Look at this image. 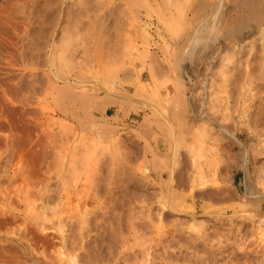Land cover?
I'll return each mask as SVG.
<instances>
[{
    "label": "rangeland",
    "instance_id": "374dc122",
    "mask_svg": "<svg viewBox=\"0 0 264 264\" xmlns=\"http://www.w3.org/2000/svg\"><path fill=\"white\" fill-rule=\"evenodd\" d=\"M89 1L0 0V264H264V1L210 38L231 0Z\"/></svg>",
    "mask_w": 264,
    "mask_h": 264
},
{
    "label": "bare ground",
    "instance_id": "6f19581e",
    "mask_svg": "<svg viewBox=\"0 0 264 264\" xmlns=\"http://www.w3.org/2000/svg\"><path fill=\"white\" fill-rule=\"evenodd\" d=\"M46 1V0H45ZM49 1V0H48ZM58 1V0H57ZM83 1V0H82ZM89 1V0H88ZM221 1V0H220ZM232 2L229 4L230 6V10H231V8L232 9H234V11H235V15H233V16H230V18H228V16H227V18H223L222 20H221V22H219L220 23V26H216L215 25V18H214V15H216V14H212V16H213V18H211V19H209V20H205V24L206 23H210V25H209V27L207 28V27H205V28H207L206 30H207V32H208V37L210 38V35L211 36H213L214 34H216V33H222L223 35H239V34H241L244 30H246V29H248V28H251L253 25H257V24H259V21H261L262 19H261V16H260V14H261V1L260 0H231ZM262 1H264V0H262ZM30 2V1H29ZM33 2H36V1H33ZM89 2H91L92 3V1H89ZM113 2V1H112ZM208 2V1H207ZM230 2V1H229ZM48 3V2H47ZM209 3V2H208ZM219 3V2H218ZM35 4V3H34ZM37 4V3H36ZM45 4V3H44ZM43 4V6H45ZM119 4V3H118ZM117 4V5H118ZM94 5V4H93ZM96 5V4H95ZM205 5H208V4H204V6ZM219 5V4H218ZM42 6V5H41ZM80 6V5H79ZM123 6V5H122ZM121 5H120V7H122ZM201 6V5H200ZM203 6V7H204ZM228 6V5H227ZM226 6V7H227ZM130 7H132V6H130ZM205 7H207V6H205ZM210 7V6H209ZM219 7V6H218ZM226 7H224V8H226ZM228 7V8H229ZM40 8H42V7H40ZM46 8V7H45ZM48 8V7H47ZM56 8V7H55ZM217 8V7H216ZM58 9V8H57ZM64 9V8H63ZM87 9H89V8H87ZM94 9V8H93ZM99 9H101V8H99ZM202 9V8H201ZM200 9V10H201ZM47 10V9H46ZM118 10V9H117ZM126 10V9H125ZM205 10V9H204ZM226 10V9H225ZM14 11V10H13ZM38 11V10H37ZM124 11V10H123ZM128 11H130V9H128ZM132 11H134V10H132ZM193 11V10H192ZM202 11V10H201ZM215 11H217V10H215ZM17 12V11H16ZM43 12V11H42ZM94 12H96V11H94ZM103 12V11H102ZM119 12V11H118ZM125 12V11H124ZM182 12V11H181ZM15 13V12H14ZM13 13V14H14ZM54 13V12H53ZM56 13V12H55ZM54 13V14H55ZM80 13V12H79ZM93 13V12H92ZM214 13V12H213ZM21 14V13H20ZM78 14V13H77ZM123 14V13H122ZM132 14V13H131ZM222 14V13H221ZM36 15V14H35ZM60 15V14H59ZM68 15V14H67ZM103 15V14H102ZM118 15V14H117ZM227 15H228V13H227ZM17 16V15H16ZM39 16V15H38ZM45 16H47V15H45ZM65 16V15H64ZM75 16V15H74ZM100 16V15H99ZM120 16H121V14H120ZM124 16V15H123ZM137 16V15H136ZM36 17V16H35ZM43 17V16H42ZM82 17V16H81ZM84 17V16H83ZM85 17H86V15H85ZM102 17V16H101ZM55 18V17H54ZM68 18V17H67ZM80 18V17H79ZM100 18V17H99ZM197 18V17H196ZM221 18H222V16H221ZM71 19H72V17H71ZM80 19H82V18H80ZM86 19V18H85ZM97 19V18H96ZM199 19V18H198ZM215 19V20H214ZM220 19V18H219ZM21 20V19H20ZM38 20V19H37ZM64 20V19H63ZM93 20V19H92ZM102 20H104L103 18H102ZM106 20V19H105ZM120 20H122V19H120ZM27 21V20H26ZM48 21V20H47ZM52 21V20H51ZM197 21V20H196ZM44 22V21H43ZM85 23H86V21H84ZM96 22V21H95ZM98 22V21H97ZM96 22V23H97ZM34 23V22H33ZM88 23V22H87ZM100 23V22H99ZM108 23V22H107ZM117 23V22H116ZM121 23H124V22H121ZM201 23V22H200ZM261 23H262V21H261ZM28 24V23H27ZM36 24V23H35ZM54 24H55V22H54ZM105 24H106V21H105ZM91 25H93V24H91ZM126 25V24H125ZM27 26V25H26ZM73 26H74V24H73ZM73 26H70V27H73ZM89 26V25H88ZM104 26V25H103ZM115 26V25H114ZM53 27V26H52ZM97 27V26H96ZM111 27V26H110ZM131 27V26H130ZM66 28V27H65ZM76 28V27H75ZM84 28V27H83ZM88 28H91V26L90 27H88ZM108 28V27H107ZM115 28V27H114ZM118 28V27H117ZM178 28V27H177ZM201 28V27H200ZM200 28H198V29H196V32L194 33V35H193V37H192V41L191 42H188V44H187V46L186 47H184V49L183 50H185L186 52L185 53H187L188 55H195V53H197L198 51H199V45H202L201 43H200V40H201V38H200V34H199V32H200ZM24 29V28H23ZM33 29V28H32ZM36 29V28H35ZM72 29V28H71ZM70 29V30H71ZM86 29V28H85ZM98 29V28H97ZM113 29V28H112ZM174 29V28H173ZM61 30V29H60ZM69 30V31H70ZM76 30V29H75ZM89 30V29H88ZM103 30V29H102ZM113 30H115V29H113ZM121 30H123L122 28H121ZM251 30V29H250ZM83 31V30H82ZM116 31H119V30H116ZM144 31V30H143ZM252 31V30H251ZM262 31V30H261ZM27 32V31H26ZM90 32H91V30H90ZM98 32V31H97ZM107 32V31H106ZM202 32V31H201ZM206 32V33H207ZM88 33V32H87ZM110 33V32H109ZM116 33V32H115ZM173 33V32H172ZM31 34V33H30ZM61 34V33H60ZM90 34V33H89ZM210 34V35H209ZM213 34V35H212ZM251 34V33H250ZM33 35V34H32ZM110 35V34H109ZM117 35V34H116ZM262 35H264V33H262ZM97 36V35H96ZM173 36V35H172ZM207 36V35H206ZM80 37V36H79ZM113 37H114V34H113ZM118 37V36H117ZM178 37V36H177ZM214 37V36H213ZM31 38V37H30ZM32 38H33V36H32ZM116 38V37H115ZM202 38H203V36H202ZM205 38V37H204ZM56 39V38H55ZM81 39V38H80ZM123 39V38H122ZM125 39V38H124ZM218 39V38H217ZM54 40V39H53ZM59 40V39H58ZM85 40V39H84ZM88 40V39H87ZM100 40V39H99ZM117 40V39H116ZM178 40V39H177ZM256 40V39H255ZM70 41V40H69ZM79 41V40H78ZM125 41H127V40H125ZM179 41V40H178ZM199 41V42H198ZM85 42V41H84ZM130 42H131V40H130ZM207 42V41H206ZM22 43V42H21ZM20 43V44H21ZM91 43V42H90ZM217 43V42H216ZM258 43V42H257ZM44 44H45V42H44ZM57 44V43H56ZM60 44V43H59ZM64 44V43H63ZM40 45H42V44H40ZM46 45V44H45ZM76 45V44H75ZM147 45V44H146ZM204 45H206V44H204ZM34 46V45H33ZM54 46H56V45H54ZM77 46V45H76ZM98 46V45H97ZM109 46V45H108ZM42 47H44V46H42ZM57 47V46H56ZM126 47V46H125ZM147 47V46H146ZM199 47V48H198ZM227 47V46H226ZM225 47V48H226ZM233 47V46H232ZM94 48V47H93ZM121 48V47H120ZM202 48V47H201ZM225 48H224V50H225ZM256 48V47H255ZM14 49H15V47H14ZM38 49V48H37ZM60 49V48H59ZM96 49V48H95ZM203 49V48H202ZM261 49V48H260ZM88 50V49H87ZM167 50V49H166ZM100 51V50H99ZM105 51V50H104ZM200 51H201V49H200ZM21 52V51H20ZM64 52V51H63ZM95 52V51H94ZM103 52V51H102ZM107 52V51H106ZM113 52V51H112ZM22 53V52H21ZM76 53V52H75ZM108 53V52H107ZM114 53V52H113ZM32 54V53H31ZM100 54V53H99ZM103 54V53H102ZM101 54V55H102ZM228 53H226V55H227ZM48 55V54H47ZM55 55V54H54ZM64 55V54H63ZM105 55V54H104ZM113 55V54H112ZM138 55V54H137ZM142 55V54H141ZM183 55H184V52H183ZM239 55V54H238ZM256 55V54H255ZM53 56V55H52ZM88 56V55H87ZM110 56V55H109ZM135 56H136V54H135ZM228 56V55H227ZM260 56V55H259ZM18 57H20V56H18ZM39 57V56H38ZM69 56H67V58H68ZM100 57V56H99ZM104 57V56H103ZM190 57V56H189ZM252 57V56H251ZM21 58V57H20ZM58 58V57H57ZM61 58V57H60ZM144 58V57H143ZM30 59V58H29ZM38 59V58H37ZM55 59V58H54ZM65 59H66V57H65ZM75 59H77V58H75ZM73 60V59H72ZM77 60H79V59H77ZM156 60V59H155ZM255 60V59H254ZM54 61V60H53ZM66 61V60H65ZM157 61V60H156ZM201 61V60H200ZM260 61V60H259ZM36 62V61H35ZM60 62V61H59ZM80 62V61H79ZM103 62V61H102ZM67 63V62H66ZM31 64V63H30ZM41 64V63H40ZM105 64H106V62H105ZM202 64V63H201ZM62 65V64H61ZM107 65V64H106ZM204 65V64H203ZM253 65V64H252ZM33 66V65H32ZM45 67V66H44ZM71 67V66H70ZM77 67H78V65H77ZM84 68V67H83ZM160 68V67H159ZM162 68V67H161ZM164 68V67H163ZM240 68V67H239ZM152 69V68H151ZM199 69V68H198ZM72 70V69H71ZM95 70H96V68H95ZM94 70V71H95ZM108 70V69H107ZM120 70V69H119ZM127 70V69H126ZM152 70H154V69H152ZM151 70V71H152ZM68 71V70H67ZM77 71H79V70H77ZM101 71V70H100ZM123 71V70H122ZM217 71V70H216ZM74 72V71H73ZM80 72H82L81 70H80ZM86 72H87V70H86ZM112 72V71H111ZM124 72V71H123ZM160 72V71H159ZM242 72V71H241ZM249 72V71H248ZM25 73V72H24ZM68 73H69V71H68ZM96 73H97V71H96ZM124 73H126V72H124ZM129 73V72H128ZM153 73V72H152ZM217 73V72H216ZM224 73V72H223ZM226 73H227V71H226ZM255 73H256V71H255ZM33 74V73H32ZM44 74V73H43ZM70 74V73H69ZM84 74V73H83ZM91 74V73H90ZM219 74V73H218ZM253 74V73H252ZM257 74V73H256ZM73 75V74H72ZM224 75V74H223ZM241 75V74H240ZM251 75V74H250ZM31 76V75H30ZM74 76H75V72H74ZM73 76V77H74ZM98 76V75H97ZM101 76V75H100ZM217 76V75H216ZM82 77H83V75H82ZM81 77V78H82ZM86 77V76H85ZM84 77V78H85ZM107 77V76H106ZM125 77H127V76H125ZM124 77V78H125ZM212 77V76H211ZM242 77V76H241ZM32 77H30V79H31ZM62 78V77H61ZM87 78V77H86ZM105 78V77H104ZM107 78H109V77H107ZM118 78V77H117ZM163 78V77H162ZM193 78H195V77H193ZM238 78V77H237ZM246 78V77H245ZM43 79V78H42ZM121 79V78H120ZM223 79V78H222ZM226 79H228V78H225V80ZM249 79V78H248ZM261 79V78H260ZM28 80H29V78H28ZM35 80H36V78H35ZM40 80V79H39ZM45 80V79H44ZM44 80H42V81H44ZM105 80V79H104ZM124 80V79H123ZM157 80V79H156ZM31 81V80H30ZM103 81V80H102ZM108 81V80H107ZM158 81V80H157ZM214 81V80H213ZM224 81V80H223ZM239 81V80H238ZM32 82V81H31ZM37 82V81H36ZM211 82V81H210ZM219 82V81H218ZM222 82V81H221ZM244 82V81H243ZM21 83V82H20ZM25 83V82H24ZM46 83V82H45ZM66 83V82H65ZM105 83V82H104ZM157 83V82H156ZM161 83H163V82H161ZM207 83H208V81H207ZM229 83V82H228ZM28 84V83H27ZM32 84H33V82H32ZM54 84V83H53ZM64 84V83H63ZM114 84V83H113ZM239 84H240V81H239ZM60 85V84H59ZM146 85V84H145ZM176 85H178V84H176ZM234 85V84H233ZM27 86H29V84L27 85ZM140 86H142V85H140ZM140 86H137L138 88L140 87ZM205 86V85H204ZM52 87H54L53 85H52ZM66 87H67V83H66ZM105 87V86H104ZM109 87V86H108ZM136 87V88H137ZM149 87V86H148ZM152 87V86H151ZM174 87V86H173ZM217 87V86H216ZM225 87V86H224ZM39 88V87H38ZM61 88V87H60ZM97 88V87H96ZM111 88V87H110ZM113 88H116V87H113ZM119 88V87H118ZM175 88V87H174ZM221 88V87H220ZM243 88V87H242ZM53 89V88H52ZM63 89V88H62ZM73 89H75V88H73ZM79 89V88H78ZM95 89V88H94ZM108 89V88H107ZM182 90H183V87L181 88ZM186 89H187V87H186ZM36 90V89H35ZM47 90V89H46ZM51 90V89H50ZM116 90H119V89H116ZM174 90V89H173ZM216 90V89H215ZM244 90V89H243ZM30 91V90H29ZM37 91H39V90H37ZM72 91H74V90H72ZM72 91H71V93H72ZM97 91V90H96ZM142 91V90H141ZM154 91H155V89H154ZM157 91V90H156ZM167 91V90H166ZM174 91H176V90H174ZM41 92V91H40ZM51 92V91H50ZM70 92V91H69ZM77 92V91H76ZM138 92V91H137ZM144 92V91H143ZM179 92V91H178ZM178 92H177V95H178ZM196 92V91H195ZM222 92V91H221ZM255 92V91H254ZM20 93V92H19ZM47 93H48V91H47ZM56 93H57V91H56ZM66 93V92H65ZM79 93V92H78ZM141 93V92H140ZM148 93V92H147ZM151 93V92H150ZM218 93V92H217ZM36 94V93H35ZM40 94V93H39ZM46 94V93H45ZM82 94H84V93H82ZM92 94V93H91ZM132 94V93H131ZM165 94H167V92L165 93ZM173 94V93H172ZM18 95V94H17ZM64 95V93L62 94V96ZM69 95V94H68ZM79 95V94H78ZM104 95H105V93H104ZM150 95V94H149ZM155 95V94H154ZM179 95H181V93H179ZM218 95V94H217ZM23 96V95H22ZM27 96V95H26ZM82 96V95H81ZM92 96V95H91ZM106 96V95H105ZM104 96V98H103V101H105L106 102V97ZM183 96V95H182ZM221 96V95H220ZM242 96V95H241ZM31 97V96H30ZM68 97V96H67ZM85 97V96H84ZM87 97V96H86ZM114 97H116V96H114ZM123 97V96H122ZM157 97V96H156ZM172 97V96H171ZM51 99H53V97L51 96L50 97ZM58 98V97H57ZM63 98V97H62ZM110 98V101H111V99H113V97L112 96H108V98H107V100ZM120 98V97H119ZM173 98H174V96H173ZM180 98V97H179ZM178 98V99H179ZM70 99V98H69ZM68 99V100H69ZM105 99V100H104ZM117 99H118V97H117ZM175 99V98H174ZM173 99V100H174ZM181 99H183V98H181ZM26 100V99H25ZM72 100V99H71ZM116 100V99H115ZM115 100H113V101H115ZM125 99H123V100H121V102L122 103H125V101H124ZM167 100V99H166ZM171 100V99H170ZM173 100H172V102H173ZM176 100V99H175ZM235 100V99H234ZM52 101V100H51ZM61 101V100H60ZM94 101V100H93ZM113 101H111V102H109V103H112ZM118 101H120V100H118ZM181 101V100H180ZM59 102V101H58ZM68 102V101H67ZM66 102V103H67ZM90 102V101H89ZM92 102V101H91ZM96 102V101H95ZM171 102V103H172ZM238 102V101H237ZM26 103V102H25ZM52 103H53V101H52ZM71 103V102H70ZM122 103H120L121 105H122ZM155 103V102H154ZM181 103V102H180ZM218 103V102H217ZM28 104V103H27ZM60 104H62V103H60ZM59 103H58V105H60ZM79 104V103H78ZM89 104V103H88ZM94 104V103H93ZM129 104V103H128ZM177 104H178V102H177ZM233 104V103H232ZM238 104V103H237ZM246 104V103H245ZM55 105V104H54ZM90 105V104H89ZM125 105H126V103H125ZM144 105V104H143ZM181 105H183V104H181ZM46 106V105H45ZM44 106V107H45ZM72 106V105H71ZM88 106V105H87ZM145 106V105H144ZM150 106V105H149ZM242 106V105H241ZM55 107H56V105H55ZM58 107V106H57ZM60 107V106H59ZM121 107V106H120ZM179 107V106H178ZM177 107V108H178ZM209 107V106H208ZM233 107H234V105H233ZM42 108V107H41ZM71 108V107H70ZM140 108V107H139ZM176 108V109H177ZM240 108V107H239ZM60 109V108H59ZM80 109V108H79ZM87 109V108H86ZM170 109V108H169ZM179 109V108H178ZM181 109V108H180ZM179 109V110H180ZM219 109V108H218ZM224 109V108H223ZM237 109V108H236ZM235 109V110H236ZM46 110H48V109H46ZM62 110V109H61ZM70 110V109H69ZM82 110H83V108H82ZM126 110V109H125ZM124 110V108H123V111H125ZM175 110V109H174ZM173 110V111H174ZM209 110V109H208ZM214 110V109H213ZM248 110V109H247ZM246 110V111H247ZM156 111V110H155ZM162 111V110H161ZM165 111V110H164ZM177 111V110H176ZM181 111V110H180ZM215 111V110H214ZM219 111V110H218ZM221 111V110H220ZM70 112H71V110H70ZM75 112V111H74ZM172 112V111H171ZM212 112V111H211ZM217 112V111H216ZM222 112V111H221ZM243 112V111H242ZM190 113V112H189ZM116 114V113H115ZM139 114V113H138ZM174 114H176V113H174ZM180 114V113H179ZM183 114V113H182ZM244 114H245V111H244ZM250 114V113H249ZM78 115V114H77ZM170 115V114H169ZM177 115V114H176ZM175 116V115H174ZM174 116H172V117H174ZM213 116V115H212ZM242 116V115H241ZM259 116V115H258ZM45 117V116H44ZM53 117V116H52ZM74 117V116H73ZM97 117V116H96ZM116 117V116H115ZM170 117V116H169ZM183 117V116H182ZM216 117V116H215ZM223 117V116H222ZM243 117H245V116H243ZM242 117V118H243ZM75 118V117H74ZM79 118V117H78ZM100 118V117H99ZM118 118V117H117ZM175 118V117H174ZM193 118V117H192ZM199 118V117H198ZM96 119V118H95ZM145 119V118H144ZM39 120H41V119H39ZM43 120V119H42ZM54 120V119H53ZM77 120V119H76ZM97 120V119H96ZM172 120H174L173 118H172ZM178 120V119H177ZM189 121H190V119H188ZM193 120V119H192ZM196 120V119H195ZM243 120V119H242ZM117 121V120H116ZM223 121V120H222ZM247 121V120H246ZM54 122V121H53ZM62 122V121H61ZM96 122V121H95ZM165 122V121H164ZM174 122H175V120H174ZM207 122V121H206ZM219 122V121H218ZM50 123V122H49ZM65 123V122H64ZM139 123V122H138ZM185 123V122H184ZM194 123V122H193ZM196 123V122H195ZM221 123V122H220ZM243 123H245V122H243ZM248 123V122H247ZM43 124H44V122H43ZM48 124V123H47ZM51 124V123H50ZM56 124V123H55ZM105 124V123H104ZM103 124V125H104ZM178 124H180L181 125V123H177V127H178ZM202 124V123H201ZM218 124V123H217ZM46 125V124H45ZM67 125V124H66ZM94 125V124H93ZM141 125V124H140ZM139 125V126H140ZM168 125V124H167ZM179 125V126H180ZM183 125H185V124H182V127H184ZM192 125V124H191ZM208 125V124H207ZM247 125V124H246ZM254 125V124H253ZM52 126H54L53 124H52ZM174 126H176V125H174ZM202 126V125H201ZM249 126V125H248ZM62 127H64V126H62ZM69 127H70V125H69ZM83 127V126H82ZM101 127V125L98 127L99 128V130L102 132V127ZM105 127V126H104ZM106 127H108V125L106 126ZM103 128V130L105 129H108L109 127L111 128V127H113V125L111 126H109L108 128ZM117 128V126H114V129H116ZM203 127V126H202ZM246 127V126H245ZM42 128V127H41ZM48 128V127H47ZM58 128V127H57ZM65 128V127H64ZM166 128V127H165ZM176 128V127H175ZM181 128V127H180ZM179 128V129H180ZM185 128V127H184ZM187 128V127H186ZM189 128V127H188ZM193 128V127H192ZM200 128V127H199ZM246 128H249V127H246ZM245 128V129H246ZM254 128V127H253ZM50 129V128H49ZM67 129V128H66ZM82 129V128H81ZM96 129V128H95ZM111 129H113V128H111ZM114 129H113V131H114ZM142 129V128H141ZM202 128H200V130H201ZM206 129V128H205ZM243 129V128H242ZM47 130V129H46ZM182 130H184V129H181V130H178V131H182ZM187 130V129H186ZM186 130H184V131H186ZM194 130V129H193ZM207 130V129H206ZM51 131V130H50ZM53 131V130H52ZM55 131V130H54ZM60 131H62V130H60ZM66 131V130H65ZM96 131V130H95ZM107 131H110V129L109 130H106V134H108L107 133ZM116 131V130H115ZM136 131V130H135ZM165 132H166V134H170V129L167 127L166 128V130H164ZM190 131H191V129H190ZM205 131V130H204ZM208 131V130H207ZM70 132V131H69ZM82 132V131H81ZM98 132V131H97ZM104 132V131H103ZM111 132V131H110ZM196 132V131H195ZM199 132V131H198ZM219 132V131H218ZM256 132V131H255ZM58 133V132H57ZM66 133V132H65ZM96 133V132H95ZM105 133V132H104ZM137 133H138V131H137ZM177 133V132H176ZM175 133V134H176ZM179 134L178 135H176L175 137H177L178 138V136H180L181 134H180V132H178ZM186 133V132H185ZM184 133V134H185ZM192 133V132H191ZM207 133V132H206ZM56 134V133H55ZM62 134H64V133H62ZM61 134V135H62ZM74 134V133H73ZM80 134V133H79ZM102 134V133H101ZM138 134H140V133H138ZM184 134H182L181 135V137H183V135ZM196 134V133H195ZM210 134V133H209ZM216 133H214V135H215ZM58 135V134H57ZM109 135V134H108ZM111 135V134H110ZM121 135V134H120ZM191 135H193V134H191ZM200 135H202V136H204L203 134H200ZM212 135V134H211ZM220 135V134H219ZM59 136V135H58ZM75 136V135H74ZM92 136V135H91ZM90 136V137H91ZM142 136V135H141ZM140 136V137H141ZM164 136V135H163ZM189 136V135H188ZM199 136V135H198ZM198 136H197V138H198ZM81 137V136H80ZM118 137V136H117ZM120 137V136H119ZM166 137V136H165ZM193 137V136H192ZM205 137V136H204ZM218 138H219V136H217ZM65 138H67V137H65ZM142 138V137H141ZM194 138H196L195 136H194ZM217 138V139H218ZM179 139V138H178ZM182 139V138H181ZM201 139V138H200ZM216 139V140H217ZM45 140V139H44ZM87 140V139H86ZM221 140V139H220ZM55 141V140H54ZM67 141V140H66ZM81 141V140H80ZM99 141V140H98ZM175 141V140H174ZM173 141V142H174ZM180 141V140H179ZM183 140H181V142H182ZM188 141V140H187ZM201 141V140H200ZM181 142H176L177 143V145H179V143L181 144ZM193 142H195V141H193ZM198 142V141H197ZM47 143H48V141H47ZM55 143V142H54ZM94 143V142H93ZM104 143V142H103ZM199 143V142H198ZM205 143V142H204ZM29 144V143H28ZM102 144V143H101ZM112 144V143H111ZM125 144V143H124ZM48 145V144H47ZM53 145V144H52ZM74 145V144H73ZM83 145V144H82ZM116 145H118V144H116ZM123 145V144H122ZM197 145V144H196ZM202 145V144H201ZM89 146V145H88ZM125 146V145H124ZM148 146V145H147ZM189 146V145H188ZM76 147V146H75ZM85 147V146H84ZM91 147V146H90ZM190 147V146H189ZM220 147V146H219ZM250 147V146H249ZM116 148V147H115ZM173 148H174V146H173ZM185 148H186V146H185ZM192 148H194V147H192ZM203 148V147H202ZM216 148V147H215ZM214 148V149H215ZM75 149V148H74ZM73 149V150H74ZM86 149V148H85ZM148 149V148H147ZM146 149V150H147ZM207 149V148H206ZM205 149V150H206ZM211 149V148H210ZM213 149V150H214ZM78 150H79V148H78ZM124 150V149H123ZM261 150V149H260ZM83 151V150H82ZM88 151H89V149H88ZM93 151V150H92ZM91 151V152H92ZM196 151V150H195ZM199 151V150H198ZM247 151V150H246ZM206 152V151H205ZM245 152V151H244ZM105 153V152H104ZM194 153V152H193ZM210 153V152H209ZM255 153H256V150H255ZM258 153H260V152H258ZM77 154H78V152H77ZM81 154H82V152H81ZM102 154V153H101ZM197 154H199V153H197ZM213 154V153H212ZM72 155V154H71ZM86 155H87V153H86ZM95 155H96V153H95ZM173 155V154H172ZM196 155V154H195ZM219 155V154H218ZM75 156V155H74ZM80 156V155H79ZM94 156V154L91 156V157H93ZM237 156V155H236ZM72 157V156H71ZM78 157V156H77ZM77 157H76V159H77ZM84 157V156H83ZM96 157H97V155H96ZM214 157V156H213ZM219 157V156H218ZM87 158H89L88 156H87ZM86 158V159H87ZM103 158V157H102ZM101 158V159H102ZM141 158V157H140ZM139 158V159H140ZM162 158V157H161ZM210 158V157H209ZM81 159V158H80ZM85 159V158H84ZM111 159V158H110ZM219 159V158H218ZM217 159V160H218ZM71 160V159H70ZM78 160V159H77ZM88 160V159H87ZM90 160V159H89ZM94 160V159H93ZM112 160V159H111ZM141 160H143L142 158H141ZM163 160H164V157H163ZM208 160V159H207ZM138 161H140V160H138ZM146 161V160H145ZM160 161V160H159ZM165 161V160H164ZM206 161V160H205ZM212 161H214V160H212ZM71 162V161H70ZM73 162V161H72ZM83 162V161H82ZM82 162H80V164L82 163ZM101 162V161H100ZM106 162V161H105ZM223 162V161H222ZM262 162H264V161H262ZM68 163V162H67ZM75 163V162H74ZM102 163H103V161H102ZM111 163V162H110ZM167 163V162H166ZM201 163H203V162H201ZM219 163H221L220 161H219ZM100 164V163H99ZM67 165V164H66ZM72 165H73V163H72ZM79 165V164H78ZM83 165V164H82ZM81 165V166H82ZM187 165V164H186ZM56 166V165H55ZM77 166V165H76ZM80 166V165H79ZM105 166V165H104ZM107 166V165H106ZM109 166H110V164H109ZM108 166V167H109ZM116 166H118V165H116ZM208 166V165H207ZM215 166V165H214ZM111 167V166H110ZM144 168V167H143ZM159 168V167H158ZM198 168H200V167H198ZM227 168V167H226ZM67 169V168H66ZM71 169V168H70ZM102 169V168H101ZM116 169H117V167H116ZM177 169V168H176ZM187 169V168H186ZM206 169V168H205ZM208 169H210V168H208ZM255 169V168H254ZM262 169H264V168H262ZM95 170V169H94ZM138 170V169H137ZM143 170V169H142ZM154 170V169H153ZM157 171V170H156ZM182 171V170H181ZM178 172H179V170H178ZM177 172V173H178ZM183 172V171H182ZM181 172V173H182ZM187 172V171H186ZM200 172H201V170H200ZM209 171H207V173H208ZM145 173V172H144ZM175 173V172H174ZM173 173V174H174ZM180 173V174H181ZM204 173H206V172H204ZM160 174V173H159ZM179 174V173H178ZM178 174H177V177H178ZM179 174V175H180ZM189 174V173H188ZM209 174V173H208ZM250 174V173H249ZM107 176V175H106ZM182 176V175H181ZM181 176H179L180 177V179H182L181 178ZM183 176H184V174H183ZM186 176V175H185ZM184 176V177H185ZM189 176V175H188ZM188 176H187V178H188ZM203 176V175H202ZM218 176V175H217ZM140 177V176H139ZM178 177V178H179ZM183 177V178H184ZM210 177V176H209ZM215 177V176H214ZM141 178V177H140ZM202 178H204V177H202ZM201 178V179H202ZM218 178V177H217ZM261 178H262V176H261ZM179 179V180H180ZM210 179V178H209ZM215 179V178H214ZM121 180V179H120ZM262 180V179H261ZM139 181V180H138ZM184 181V180H183ZM189 181H191V180H189ZM201 182L203 181V180H200ZM205 181V180H204ZM203 181V184L205 183ZM212 181V180H211ZM65 182V181H64ZM121 182H122V180H121ZM182 182V181H181ZM213 182V181H212ZM217 182V181H216ZM262 182H264V181H262ZM165 183V182H164ZM178 183V182H177ZM259 183V182H258ZM179 184V183H178ZM200 184V183H199ZM54 185V184H53ZM62 185V184H61ZM69 185V184H68ZM127 185V184H126ZM146 185H147V183H146ZM205 185H207V184H205ZM210 185H212V184H210ZM215 185V184H214ZM218 185V184H217ZM220 185H221V183H220ZM262 185H264V184H262ZM118 186H120V185H118ZM124 186V185H123ZM179 186V185H178ZM177 186V187H178ZM209 186V184L207 185V192H208V187ZM219 186V185H218ZM217 186V187H218ZM223 186V185H222ZM257 186V185H256ZM146 187V186H145ZM194 187V186H193ZM201 187V186H200ZM204 187H206V186H204ZM204 187H203V189H204ZM211 187V186H210ZM221 187V186H220ZM225 186H223V187H221V188H223V189H226V188H224ZM228 187V186H227ZM259 187V186H258ZM53 188V187H52ZM126 188V187H125ZM190 188V187H189ZM202 188V187H201ZM215 188V187H214ZM228 188H231V187H228ZM262 188H264V187H262ZM262 188H261V190H262ZM51 189V188H50ZM194 189V188H193ZM210 189H212V188H210ZM216 189H218V188H216ZM146 190V189H145ZM215 190V189H214ZM220 190V191H219ZM227 190V189H226ZM229 190V189H228ZM227 190V191H228ZM58 191V190H57ZM121 191V190H120ZM148 191H149V189H148ZM155 191V190H154ZM178 192H179V190H177ZM191 191V190H190ZM215 191L218 193V195H217V193H215ZM215 191H210L209 190V193H208V195H217V196H219L220 197V193L219 192H222V194H223V191H221V189H218V191L217 190H215ZM225 191V190H224ZM227 191H225V194H227L226 192ZM132 192V191H131ZM135 192H136V190H135ZM59 193H60V191H59ZM116 193V192H115ZM203 193V194H202ZM204 193L205 192H203V190L201 191V194L202 195H204ZM56 194H58V193H56ZM112 194V193H111ZM183 193H181L180 195H182ZM186 194V193H185ZM200 194V195H201ZM206 194V196H207V193H205ZM222 194H221V196H222ZM228 194L229 195H235L236 196V194H237V191L234 189V188H231L230 190H229V192H228ZM50 195V194H49ZM190 195V194H189ZM58 196V195H57ZM115 196H117L116 194H115ZM160 196V195H159ZM158 196V197H159ZM56 196H54V198H55ZM59 197V196H58ZM122 197V196H121ZM135 197V196H134ZM175 197V196H174ZM177 197V196H176ZM200 197V196H199ZM202 197V196H201ZM218 197V198H219ZM51 198V197H50ZM61 198H63V197H61ZM210 198V197H209ZM209 198H207L208 200H209ZM145 199V198H144ZM159 199V198H158ZM179 199H181V198H179ZM204 199V198H203ZM215 199V198H214ZM240 199H242V198H240ZM249 199V198H248ZM140 200V199H139ZM142 200V199H141ZM182 200V199H181ZM180 200V201H181ZM212 200H213V198H212ZM220 201H222L221 200V198L219 199ZM219 200H217V202L219 201ZM105 201V200H104ZM178 201V200H177ZM144 202V201H143ZM176 202V201H175ZM179 202V201H178ZM254 202V201H253ZM252 202V203H253ZM206 203V202H205ZM220 203V202H219ZM102 204V203H101ZM140 204V203H139ZM177 204V203H176ZM180 204V203H179ZM187 204V203H186ZM189 204V203H188ZM213 204H215V203H213ZM53 205H55V204H53ZM57 205V204H56ZM120 205V204H119ZM218 205V204H217ZM220 205V204H219ZM47 206H49V205H47ZM111 206V205H110ZM189 206V205H188ZM104 207H105V205H104ZM111 207H113V206H111ZM207 207V206H206ZM209 208V207H208ZM133 209V208H132ZM202 209V208H201ZM108 210V209H107ZM143 210V209H142ZM145 210V209H144ZM185 210V209H184ZM204 210H205V208H204ZM117 211V210H116ZM121 211V210H120ZM168 211V210H167ZM51 212H53V211H51ZM109 212V211H108ZM147 212H150V211H147ZM141 213V212H140ZM65 214V213H64ZM74 214V213H73ZM136 214V213H135ZM150 214V213H149ZM79 215V214H78ZM140 216H141V214H139ZM201 215V214H200ZM147 216H149L148 214H147ZM214 216V215H213ZM135 217V216H134ZM54 218V217H53ZM178 218V217H177ZM179 218H181V217H179ZM110 219V218H109ZM188 219V218H187ZM186 219V220H187ZM201 219V218H200ZM112 221V220H111ZM177 221V220H176ZM218 221H220L219 219H218ZM226 222V221H225ZM234 222V221H233ZM85 222H83V224H84ZM88 223V222H87ZM109 223V222H108ZM220 223V222H219ZM230 223V222H229ZM128 224V223H127ZM131 224V223H130ZM85 225V224H84ZM162 225V224H161ZM178 225V224H177ZM182 225V224H181ZM256 225V224H255ZM112 226V225H111ZM180 226V225H179ZM225 226V225H224ZM86 227V226H85ZM91 227V226H90ZM124 227H125V225H124ZM138 227V226H137ZM119 228V227H118ZM199 228V227H198ZM206 228V227H205ZM130 229V228H129ZM181 229H183V228H181ZM218 229V228H217ZM84 230V229H83ZM125 230H126V228H125ZM137 230V229H136ZM139 230V229H138ZM191 230V229H190ZM100 231V230H99ZM143 231V230H142ZM149 231V230H148ZM180 231V230H179ZM219 231V230H218ZM109 232V231H108ZM147 232V231H146ZM191 232H192V230H191ZM221 232V231H220ZM143 233V232H142ZM151 233V232H150ZM186 233V232H185ZM200 233V232H199ZM259 233V232H258ZM261 233V232H260ZM111 234V233H110ZM184 234V233H183ZM21 235V234H20ZM112 235V234H111ZM114 235V234H113ZM133 235V234H132ZM143 235V234H142ZM179 235V234H178ZM262 235V234H261ZM116 236V235H115ZM239 236V235H238ZM137 238V237H136ZM141 238V237H140ZM158 238V237H157ZM211 238V237H210ZM228 238V237H227ZM256 238V237H255ZM262 238H264V237H262ZM190 239V238H189ZM221 239V238H220ZM225 239V238H224ZM6 240V239H5ZM85 240V239H84ZM133 240H135V238L133 239ZM140 240V239H139ZM255 240V239H254ZM136 241V240H135ZM153 241V240H152ZM226 241V240H225ZM236 241V240H235ZM256 241V240H255ZM138 242H140V241H138ZM241 242V241H240ZM130 243V242H129ZM186 243V242H185ZM252 243V242H251ZM137 244V243H136ZM135 244V245H136ZM257 244V243H256ZM3 245V244H2ZM108 245V244H107ZM221 245H223V244H221ZM231 245V244H230ZM242 245V244H241ZM255 245V244H254ZM262 245H264V244H262ZM120 246H122V245H120ZM206 246V245H205ZM257 246V245H256ZM125 247V246H124ZM224 247V246H223ZM254 247V246H253ZM246 248V247H245ZM249 248V247H248ZM260 248H261V246H260ZM123 249V248H122ZM166 249V248H165ZM237 249H239V248H237ZM241 249V248H240ZM250 250V249H249ZM168 251V250H167ZM211 251V250H210ZM253 251V250H252ZM105 252V251H104ZM213 252H215V251H213ZM244 252V251H243ZM248 252V251H247ZM251 252V251H250ZM85 253V252H84ZM115 253V252H114ZM225 253V252H224ZM109 254V253H108ZM124 254V253H123ZM7 255V254H6ZM16 255V254H15ZM72 255V254H71ZM202 255V254H201ZM148 256H149V253H148ZM163 256V255H162ZM231 256V255H230ZM164 257V256H163ZM201 257V256H200ZM251 257V256H250ZM71 258V257H70ZM88 258V257H87ZM112 258V257H111ZM145 258H147V257H145ZM205 258V257H204ZM245 258V257H244ZM74 259V258H73ZM118 259V258H117ZM123 259V258H122ZM134 260V259H133ZM250 261V260H249ZM197 262V261H196ZM195 262V263H196ZM205 262H206V260H205ZM95 263V262H94ZM23 264V263H22ZM109 264V263H108ZM205 264V263H204ZM242 264V263H241Z\"/></svg>",
    "mask_w": 264,
    "mask_h": 264
}]
</instances>
